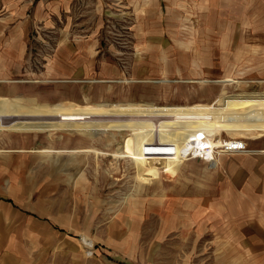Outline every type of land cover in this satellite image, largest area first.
<instances>
[{
	"label": "rangeland",
	"instance_id": "obj_1",
	"mask_svg": "<svg viewBox=\"0 0 264 264\" xmlns=\"http://www.w3.org/2000/svg\"><path fill=\"white\" fill-rule=\"evenodd\" d=\"M0 38L14 52L24 44L23 72L4 79L27 86L0 96V138L82 149L100 163L98 244L78 264H264V199L241 188L243 158H229L228 173L226 153L193 158L217 140H243L241 155L263 171L264 131L230 126L263 125L264 110L213 116L206 127L220 131L182 157L135 151L147 116L160 125L198 111L204 125L224 103L264 101V0H0Z\"/></svg>",
	"mask_w": 264,
	"mask_h": 264
},
{
	"label": "crops",
	"instance_id": "obj_2",
	"mask_svg": "<svg viewBox=\"0 0 264 264\" xmlns=\"http://www.w3.org/2000/svg\"><path fill=\"white\" fill-rule=\"evenodd\" d=\"M16 44L13 46H20L14 52L13 48L9 49L8 39L0 38V83L16 84L12 88L0 87V96L13 97L24 94L27 89L24 80L4 79L9 74L7 70L15 69L17 76V72L21 74L22 65H15L24 60L25 48L22 42L19 44L17 41ZM66 81L80 83L77 80L63 82ZM106 81L110 82H100ZM257 108L264 110V101L224 103L214 111V115L203 117H208L204 125L199 123L202 114L198 111H184L175 123H171V117L167 116L160 125H155L147 116L136 129L135 151L144 156L155 152L167 157H182L200 137L220 131V125L211 129L206 127L213 116L220 113L245 114ZM197 115L199 117L195 119ZM230 127L236 131H264V124ZM251 137L256 138L257 135ZM3 140L9 142L12 139L4 136L0 138ZM29 142L28 146H16L10 142L0 146V264H78V255H86L87 258L90 249L98 244L92 230L93 223L100 214H104L105 207L101 173L97 176L100 163L98 159L93 162L92 154L95 153L86 150L48 148L52 152H44L39 142ZM221 145V140H217L214 148ZM241 154L226 153L228 157H222L227 173L231 169L228 159L242 157L241 168L236 170V175L247 176L241 188L247 189L248 193L260 194L264 199V169L256 170L260 165L259 158ZM96 156L99 158L101 155ZM179 170L178 183L185 178L186 167ZM230 184L227 186L236 188L233 178ZM257 220L264 221V218ZM248 227L249 224L244 231Z\"/></svg>",
	"mask_w": 264,
	"mask_h": 264
},
{
	"label": "built area",
	"instance_id": "obj_3",
	"mask_svg": "<svg viewBox=\"0 0 264 264\" xmlns=\"http://www.w3.org/2000/svg\"><path fill=\"white\" fill-rule=\"evenodd\" d=\"M174 149V148H173ZM203 154H199L194 156L193 158H199L206 162H210L214 160L215 154L220 153H227V154H234V153H244L247 151L246 143L243 140H230V141H223L220 148L215 149L214 153H210V148L204 149ZM187 158H191L189 155Z\"/></svg>",
	"mask_w": 264,
	"mask_h": 264
},
{
	"label": "bare ground",
	"instance_id": "obj_4",
	"mask_svg": "<svg viewBox=\"0 0 264 264\" xmlns=\"http://www.w3.org/2000/svg\"><path fill=\"white\" fill-rule=\"evenodd\" d=\"M260 111H262V109L257 108V109H253L251 111H248L246 114L252 115V114H256V113H258Z\"/></svg>",
	"mask_w": 264,
	"mask_h": 264
}]
</instances>
